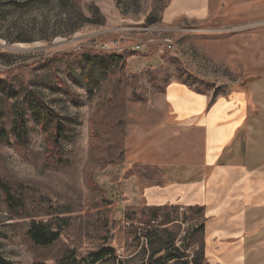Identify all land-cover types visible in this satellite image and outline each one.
Returning a JSON list of instances; mask_svg holds the SVG:
<instances>
[{
	"label": "rangeland",
	"instance_id": "rangeland-1",
	"mask_svg": "<svg viewBox=\"0 0 264 264\" xmlns=\"http://www.w3.org/2000/svg\"><path fill=\"white\" fill-rule=\"evenodd\" d=\"M171 1L0 0V112L9 133V144L0 140V180L25 195L28 210V216L11 215L0 190V255L11 264H56L72 251L88 260L105 248L114 250L116 261L98 264H157L172 254L180 259L164 264H205L199 221H184L180 212L151 236L139 223L144 204L123 212L120 202L132 197V176L141 178L142 188L147 168L153 179H163L145 167L148 155L167 152L168 141L173 154L180 151L183 139L172 141L178 134L164 104L168 85L221 96L264 77V17L236 23L219 12L200 24L167 22ZM221 1L228 7L224 14H231L239 0ZM91 6L99 9L102 25L84 21ZM29 94L69 120L61 169L45 165L48 145L25 102ZM22 104L27 157L13 148L10 133ZM194 142L186 156L198 154ZM30 223L53 231L60 226L59 242L34 246Z\"/></svg>",
	"mask_w": 264,
	"mask_h": 264
},
{
	"label": "crops",
	"instance_id": "crops-1",
	"mask_svg": "<svg viewBox=\"0 0 264 264\" xmlns=\"http://www.w3.org/2000/svg\"><path fill=\"white\" fill-rule=\"evenodd\" d=\"M216 2L172 0L164 21L200 24L219 12L236 23L264 17V10L249 8L263 7L264 0H239L231 14H224L226 2ZM189 86L168 85L163 95L178 134L172 141L183 139L180 151L174 156L168 141L167 152L148 155L145 167L163 179H153L147 168L142 188L141 178L132 176V197L120 208L142 202L145 210L164 209L160 220L168 225L180 212L184 221H199L205 264H264V77L221 96ZM194 140L198 154L190 157Z\"/></svg>",
	"mask_w": 264,
	"mask_h": 264
},
{
	"label": "trees",
	"instance_id": "trees-1",
	"mask_svg": "<svg viewBox=\"0 0 264 264\" xmlns=\"http://www.w3.org/2000/svg\"><path fill=\"white\" fill-rule=\"evenodd\" d=\"M64 1H74L76 4L79 2V0H63V2ZM63 5H65V3ZM89 11L90 17L86 18L84 21L91 25H102L104 21L99 9H97L95 6H91ZM74 31L75 29H71L69 34L71 35ZM189 87H191V85ZM25 102L29 104V108L33 114L34 122L42 131L45 142L48 145V152L46 154L47 156L45 160L46 167L50 169H61L65 167L66 163L62 159L61 155L63 143L69 139V135L72 132L69 126V120L62 118L39 95L29 94L26 96ZM23 106L24 104H22V107H19L20 109H17L13 113L12 129L10 133H12L15 137L13 148L23 156L27 157L31 156V143ZM1 114L2 113L0 112V140L6 144H9V133L4 128ZM0 190L4 194L5 203L8 212L11 215H14L18 218L28 216L25 195L23 193L17 196L13 193L12 188L6 182L1 180ZM162 211H164V209H148L141 213V220L139 223L143 229H146L147 234L156 236L159 234L158 226L165 227L168 225L166 220H160V214ZM54 221L59 223L60 218H57ZM60 230V226H57L56 230L53 231L50 226L30 223L27 226V237L36 247L50 248L59 242L61 238ZM116 258L117 256L114 250L106 248L92 253L88 260L79 259L77 257L76 251H72L69 252V255L61 258L56 264H98L107 259L115 262ZM178 259H180L178 255L172 254L165 256L162 258V261H158L157 264H164L165 261H178ZM195 263L198 264L197 262ZM0 264L11 263L0 255Z\"/></svg>",
	"mask_w": 264,
	"mask_h": 264
},
{
	"label": "built area",
	"instance_id": "built-area-1",
	"mask_svg": "<svg viewBox=\"0 0 264 264\" xmlns=\"http://www.w3.org/2000/svg\"><path fill=\"white\" fill-rule=\"evenodd\" d=\"M139 48H137V50H138ZM168 49H171V47H169ZM182 212H184V211H182Z\"/></svg>",
	"mask_w": 264,
	"mask_h": 264
}]
</instances>
